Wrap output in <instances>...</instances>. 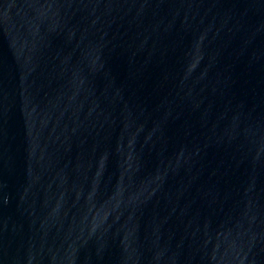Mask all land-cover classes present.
<instances>
[{
    "label": "water",
    "instance_id": "water-1",
    "mask_svg": "<svg viewBox=\"0 0 264 264\" xmlns=\"http://www.w3.org/2000/svg\"><path fill=\"white\" fill-rule=\"evenodd\" d=\"M0 264H264V0H0Z\"/></svg>",
    "mask_w": 264,
    "mask_h": 264
}]
</instances>
